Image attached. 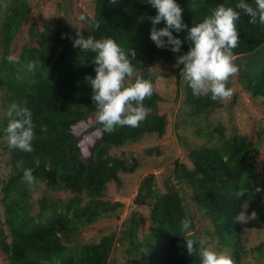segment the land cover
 I'll return each mask as SVG.
<instances>
[{
  "label": "trees",
  "instance_id": "trees-1",
  "mask_svg": "<svg viewBox=\"0 0 264 264\" xmlns=\"http://www.w3.org/2000/svg\"><path fill=\"white\" fill-rule=\"evenodd\" d=\"M178 3L183 22L191 25L218 4L234 6L236 0ZM155 11L145 0H93L92 13L85 15L90 21H99L98 29L93 30L90 23L77 29L56 20L55 25L31 29L30 36L24 37L28 3L0 2V86L5 88L2 104L6 109L12 101L26 103L34 123L33 151L7 145L11 173L1 187L0 250L9 264H108L117 240L124 245L123 264H199L197 253H189L186 248L187 239L204 240L228 254L233 264L243 263L246 248L241 242L242 230L264 225V159L260 168L254 158L264 127L246 140L241 134L225 137L222 125L210 130L206 119L228 101L235 102L240 92L249 94L250 102L264 112V24L249 23L244 15L237 22L240 40L233 49L239 71L227 82L232 94L212 100L208 95H194L186 85V110H180L179 115L191 118L185 120L196 124V134L205 139L200 145H187L191 167L174 160L172 169L178 186L164 182V191H158L152 173L140 183L135 200L150 207L152 224L148 231L140 235L141 218L134 215L123 224L119 236L115 230L103 233L96 241L83 236L87 225L118 213L122 203L106 196V186L111 181L119 182L120 174L133 173L138 165L137 159L128 162L112 149L135 143L147 134H160L166 118L153 91L144 100L148 115L138 127L124 125L112 132L103 131L95 118L97 107L91 100V87L85 80L94 75V54L73 47L72 38L79 32L85 37L113 38L129 54L135 75L150 81L145 72L148 67L172 63L177 85L183 77L181 66L175 64L180 53L157 48L149 38L152 25L147 17ZM162 26L163 21L156 25ZM178 35L183 39L185 33ZM15 38H22L18 49L12 46ZM187 48L184 43L181 52ZM9 55L17 56L18 61L9 62ZM6 123L5 116L0 130ZM24 168L33 170V185L23 180ZM39 184L46 190L32 200ZM186 188L191 190L196 211L211 223L205 233L196 230L197 218L187 210ZM237 191L242 192L240 197H236ZM245 206L246 214L255 212V217L239 223L234 218ZM184 218L191 220L190 231L181 227ZM256 249L261 253L264 242Z\"/></svg>",
  "mask_w": 264,
  "mask_h": 264
},
{
  "label": "clouds",
  "instance_id": "clouds-1",
  "mask_svg": "<svg viewBox=\"0 0 264 264\" xmlns=\"http://www.w3.org/2000/svg\"><path fill=\"white\" fill-rule=\"evenodd\" d=\"M145 2L156 10L154 15L147 17L152 25L149 38L157 48L180 53L175 57V64L181 66L179 71L193 94L208 95L212 100L229 97L232 89L227 82L239 71L233 52L240 40L237 22L244 15L249 23L264 24V0H236L234 6L220 3L210 14L191 25L183 22V10L178 0ZM78 19L82 23H90L93 30L100 26L99 21H90L84 13H80ZM161 21L163 26L156 27ZM181 32L185 33L183 39L178 35ZM184 43L188 48L181 52ZM72 44L83 52L94 54V75L86 76L85 80L91 87V100L97 107L95 118L102 130L112 132L117 126L124 125L138 127L148 115L144 100L153 94L152 82L135 75L136 69L129 54L111 37H85L79 32L72 38ZM18 59L15 55L7 57L9 62H17ZM4 115L7 123L0 131L8 146L23 152L33 151L31 109L24 102L12 101ZM23 180L28 185L36 182L31 168L23 169ZM235 195L240 197L242 192L237 191ZM246 207L237 213L235 221L246 223L255 217V212L246 214ZM190 225L188 218L181 221L185 231L191 230ZM185 242L189 253H197L199 264H233L228 254L215 250L204 240L187 239Z\"/></svg>",
  "mask_w": 264,
  "mask_h": 264
},
{
  "label": "rangeland",
  "instance_id": "rangeland-1",
  "mask_svg": "<svg viewBox=\"0 0 264 264\" xmlns=\"http://www.w3.org/2000/svg\"><path fill=\"white\" fill-rule=\"evenodd\" d=\"M7 1L9 0H0L1 3ZM25 1L30 7V12L23 27L24 37L30 36L31 29L36 30L42 29L46 25H55L56 20L81 29L85 23L79 21V14L90 15L93 10V0ZM21 43L22 38H15L12 46L14 49H18ZM173 69L172 63H158L145 70L147 75L152 78L153 91L158 95L160 110L166 118L165 127L160 134H147L135 143H126L119 148L112 149L113 153L122 155L128 162H132L134 158L137 159L138 165L133 173L120 174L119 182L111 181L107 184L106 196L112 201H120L122 205L118 208L117 214L100 217L93 224L87 225L83 230L85 239L96 241L103 233L110 230H115L116 236H119L123 224L128 223L134 215L141 218L140 235L146 233L152 224L150 207L135 200L142 179L152 173L158 191L165 190L164 182H171L178 186L172 169L174 160L184 162L191 167L187 145L191 147L200 145L205 141L201 135L196 134L197 125H192L185 120L191 118H182L179 115L180 110H186L184 101L186 100L187 82L182 77L179 84L176 85ZM4 92V86H0V127L6 111L2 104ZM259 108V105L250 102L249 94L240 92L235 102L228 101L224 107L211 112L206 122L210 130L222 125L225 137L241 134L246 140H250L256 135V130L264 127V112H260ZM90 119L92 121L91 117ZM2 137L3 134L0 135V197L3 182L11 173L8 144ZM254 158L259 162L258 167H263L264 132ZM45 190V185L39 184L32 192V200H35ZM64 192L60 191L61 194ZM184 196L188 202L187 210L191 211L197 218L196 230L205 233L207 229L211 228L210 221L207 218L203 219L200 213L196 211V202L192 198L190 188L184 190ZM0 221L2 224V206L0 208ZM241 242L246 248V254L241 264H264V250L260 253L256 249L258 244L264 242V225L245 227L242 230ZM124 253V245L117 240L108 264H123ZM0 264H9L1 250Z\"/></svg>",
  "mask_w": 264,
  "mask_h": 264
},
{
  "label": "water",
  "instance_id": "water-1",
  "mask_svg": "<svg viewBox=\"0 0 264 264\" xmlns=\"http://www.w3.org/2000/svg\"><path fill=\"white\" fill-rule=\"evenodd\" d=\"M90 120V119H89Z\"/></svg>",
  "mask_w": 264,
  "mask_h": 264
}]
</instances>
